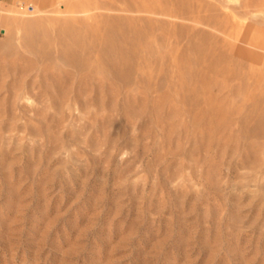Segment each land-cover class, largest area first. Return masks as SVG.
<instances>
[{
    "label": "rangeland",
    "instance_id": "374dc122",
    "mask_svg": "<svg viewBox=\"0 0 264 264\" xmlns=\"http://www.w3.org/2000/svg\"><path fill=\"white\" fill-rule=\"evenodd\" d=\"M0 264H264V0L0 3Z\"/></svg>",
    "mask_w": 264,
    "mask_h": 264
},
{
    "label": "crops",
    "instance_id": "0c3cea01",
    "mask_svg": "<svg viewBox=\"0 0 264 264\" xmlns=\"http://www.w3.org/2000/svg\"><path fill=\"white\" fill-rule=\"evenodd\" d=\"M16 0H0V3H5V4H12L14 3Z\"/></svg>",
    "mask_w": 264,
    "mask_h": 264
},
{
    "label": "bare ground",
    "instance_id": "6f19581e",
    "mask_svg": "<svg viewBox=\"0 0 264 264\" xmlns=\"http://www.w3.org/2000/svg\"><path fill=\"white\" fill-rule=\"evenodd\" d=\"M119 73V72H118Z\"/></svg>",
    "mask_w": 264,
    "mask_h": 264
}]
</instances>
